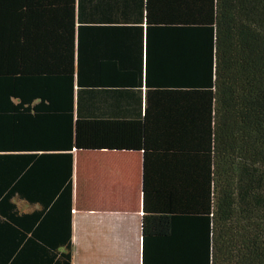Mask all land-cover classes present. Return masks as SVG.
Returning a JSON list of instances; mask_svg holds the SVG:
<instances>
[{
    "label": "trees",
    "instance_id": "obj_1",
    "mask_svg": "<svg viewBox=\"0 0 264 264\" xmlns=\"http://www.w3.org/2000/svg\"><path fill=\"white\" fill-rule=\"evenodd\" d=\"M76 150L143 151V264H264V0H0V264H72Z\"/></svg>",
    "mask_w": 264,
    "mask_h": 264
},
{
    "label": "crops",
    "instance_id": "obj_2",
    "mask_svg": "<svg viewBox=\"0 0 264 264\" xmlns=\"http://www.w3.org/2000/svg\"><path fill=\"white\" fill-rule=\"evenodd\" d=\"M73 181L72 264H143V151L76 150Z\"/></svg>",
    "mask_w": 264,
    "mask_h": 264
}]
</instances>
